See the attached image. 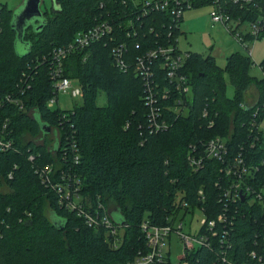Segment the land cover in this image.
Here are the masks:
<instances>
[{
    "label": "trees",
    "instance_id": "trees-1",
    "mask_svg": "<svg viewBox=\"0 0 264 264\" xmlns=\"http://www.w3.org/2000/svg\"><path fill=\"white\" fill-rule=\"evenodd\" d=\"M211 1L196 0L195 8L212 5ZM257 2L250 10L231 8L232 15L256 21L264 16V0ZM0 6V100L10 96L24 104L19 109L5 103L0 113L10 121L16 146L0 151V264H131L148 250L141 230L145 221L153 227L171 225L184 204L190 206L188 211L202 208L208 220H217L225 212L223 189L217 186L225 180L223 165L207 158L193 172L187 158L192 147L202 152L203 144L215 138L225 139L230 155L242 153L264 178V131L257 127L264 119V76H251L250 57L233 53L221 67L211 57L189 52L184 68L192 87L189 109L176 113L174 101L163 99L161 121L169 128L150 134L151 108L144 101V80L135 75L136 60L184 34L177 29L169 37L170 16L128 13L125 18L120 12L131 11L130 2L125 6L114 0H57L54 15L44 13L43 24L28 28L18 41L12 24L15 11ZM104 20L115 27L114 41L104 39L64 63L67 78L82 86V104L68 113L49 109L53 52ZM122 44L127 48V72L117 66L113 54ZM260 68L264 73V60ZM156 73L161 88L168 86L165 74L158 69ZM228 79L233 96L227 94ZM19 86L26 89L24 97L19 96ZM253 87L258 101L251 106L247 93ZM101 92L107 97L104 106L98 105ZM43 125L58 132L53 147L47 142L51 132ZM48 165L77 176L88 205L109 208L124 233L118 248L108 242L106 228L86 226L76 212L60 205L57 191L43 185L36 171ZM227 217V222L217 223L213 235L201 227L210 245L188 253V264H225V256L233 264H259L253 252L264 258V208L242 202L233 205Z\"/></svg>",
    "mask_w": 264,
    "mask_h": 264
},
{
    "label": "built area",
    "instance_id": "built-area-1",
    "mask_svg": "<svg viewBox=\"0 0 264 264\" xmlns=\"http://www.w3.org/2000/svg\"><path fill=\"white\" fill-rule=\"evenodd\" d=\"M116 3L121 2L127 6L131 3V11L123 10L120 12L121 17L129 18V15L135 17L148 16L154 12L163 13L170 16L173 23L170 25L171 33L169 37L173 36V31L181 29L184 19V14L195 8L196 0H114ZM213 11L211 18L215 24L223 25L252 56L253 51L249 48L251 42L259 39L260 34L264 30V16L256 21H244L242 17L235 18L232 15L233 7L241 9H249L257 7L260 2L257 0H212ZM0 6V33L2 31V17ZM250 10V9H249ZM129 13V15H128ZM132 13V14H131ZM131 22V21H130ZM132 25V24H131ZM248 25L249 31H243L240 28ZM122 27V25H120ZM114 25L104 20L97 23L91 29L81 31L75 34L74 40L65 48H58L52 54V62L50 68V79L53 82V97L48 101L47 106L49 109H56L55 106L60 103V94L70 93L74 99L83 97L82 86L67 78L65 73V61L75 52L82 51L90 48L93 44L110 39L114 41ZM252 39V41L250 40ZM170 43L166 45H159L156 49L147 51L143 56L139 57L136 61L135 72L138 77H141L145 83V96L144 101L151 108L150 134L160 133L169 128V123L165 120L161 121V110L159 108L160 102L165 100L174 101L173 110L176 113H186L189 109V103L192 98V87L188 75L184 72L187 60L190 57L188 53H182L178 46L177 39H171ZM136 45V49H139ZM127 48L124 44L115 46L113 54L117 66L127 72L129 65L127 64L125 55ZM156 69L165 74V79L168 84L161 88L158 82ZM26 89L19 86V96L24 97ZM5 103H13L23 109L21 99H14L7 97L0 100V113L2 112ZM61 110V109H60ZM68 113L69 111H64ZM206 114V113H205ZM68 116L64 115V119ZM9 119H3L0 115V151L9 152L15 150V140L13 136V129L10 127ZM264 119L258 125L256 122L254 126L261 125ZM72 149L75 151V162H79L78 148L75 142L71 144ZM203 151L199 152L196 146L191 148L188 162L193 169V172H198L208 159L216 160L223 165L222 173L224 174V183H218L217 186L223 189V197L221 202L225 204V212L220 215L217 220H208L204 209L198 208L202 211L203 219L201 221L202 227L206 232L213 235L215 226L227 222V214L230 213L233 205H238L242 202H248L250 205H261L264 208V178L258 173V167L248 165L242 153L239 155L231 156L228 148V142L222 138H215L203 144ZM35 158L30 157L33 161ZM36 173L41 179L43 185L51 187L60 196V205L65 209L76 212L78 217L84 220L86 226L91 229L99 230L106 228L109 237L108 242L114 247L122 243L124 233L121 227L119 228L114 224L109 210L105 205L98 203L95 208L88 205L85 196L81 192V182L77 176L71 177L65 171H59L53 166L48 165L42 169H37ZM223 184L224 187L221 185ZM201 199H204L203 191L199 192ZM188 204H184L183 208H189ZM176 218V217H175ZM175 218L171 225L154 226L148 221L142 224V231L147 241L148 250L141 252L131 264H166L171 263L170 253H166L165 249L168 246V241L171 235L178 231L184 242V255L181 257V264H188L187 254L192 252L198 247L209 244V236L203 234L201 231L196 235L183 233V222L176 228ZM201 228V227H200ZM254 259H258L259 264H264V258L259 257L256 252L252 253ZM225 264H233L227 261L224 257ZM247 264V263H245Z\"/></svg>",
    "mask_w": 264,
    "mask_h": 264
},
{
    "label": "rangeland",
    "instance_id": "rangeland-1",
    "mask_svg": "<svg viewBox=\"0 0 264 264\" xmlns=\"http://www.w3.org/2000/svg\"><path fill=\"white\" fill-rule=\"evenodd\" d=\"M26 0H0V5H7L10 10L17 11L21 10L25 5ZM43 13H48L49 16L54 15V11L57 8L54 6V0H42L41 8ZM213 11V6L206 5L200 8H194L187 11L184 14V19L181 25V29L184 34L178 40V46L180 51L184 53H196L202 55L206 58H213V61L221 67H225L227 63V58L233 53H239L244 57H250L252 65L250 68L251 76L261 79L264 76L262 70H260V64L264 60V38L251 42L249 48L253 51L252 56H249L248 51L235 39V37L220 24H215L211 18V12ZM241 30L249 31L248 25H244L240 28ZM20 52L24 51L22 45L18 46ZM228 96H233L234 86L228 79ZM258 90L254 88V91L247 100V103L254 106L258 101ZM60 103L55 106L56 109H61L62 111H73L76 106L82 104L81 98H72L70 93L65 94L64 92L60 94ZM191 101V100H190ZM107 103V97L104 92H101L98 99V105L104 106ZM261 129L264 131V122L261 125ZM58 132L56 130L52 131L47 142L51 147H53L57 140ZM27 138L30 136L25 135ZM42 140V139H41ZM111 205V204H110ZM112 207V205H111ZM109 210V208H107ZM110 214V210L108 211ZM198 208L194 210H187L182 208L176 214L174 226L177 228L180 222L184 223L183 233L191 234L196 236L200 232V227H202L203 214ZM50 214V213H49ZM166 253H170V258L172 264H181V257L184 255V242L179 232L176 231L171 235L168 241V246L165 249Z\"/></svg>",
    "mask_w": 264,
    "mask_h": 264
},
{
    "label": "water",
    "instance_id": "water-1",
    "mask_svg": "<svg viewBox=\"0 0 264 264\" xmlns=\"http://www.w3.org/2000/svg\"><path fill=\"white\" fill-rule=\"evenodd\" d=\"M42 0H26L21 10L14 13L13 28L17 31V40L22 41L25 31L37 24L44 22V13L41 8ZM54 6L57 8V0H54ZM43 24V23H42ZM43 26V25H41ZM45 129L46 126L43 125ZM46 132L50 133L51 129L46 128Z\"/></svg>",
    "mask_w": 264,
    "mask_h": 264
},
{
    "label": "crops",
    "instance_id": "crops-1",
    "mask_svg": "<svg viewBox=\"0 0 264 264\" xmlns=\"http://www.w3.org/2000/svg\"><path fill=\"white\" fill-rule=\"evenodd\" d=\"M253 91H254V87L251 88V89L249 90V92L247 93V100H248V98L250 97V95L252 94ZM257 92H258V91H257Z\"/></svg>",
    "mask_w": 264,
    "mask_h": 264
}]
</instances>
